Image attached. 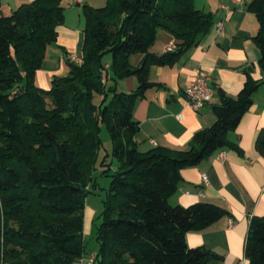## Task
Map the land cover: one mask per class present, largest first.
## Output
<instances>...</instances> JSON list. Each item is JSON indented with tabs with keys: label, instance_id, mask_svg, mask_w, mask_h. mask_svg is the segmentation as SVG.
Here are the masks:
<instances>
[{
	"label": "trees",
	"instance_id": "obj_1",
	"mask_svg": "<svg viewBox=\"0 0 264 264\" xmlns=\"http://www.w3.org/2000/svg\"><path fill=\"white\" fill-rule=\"evenodd\" d=\"M62 0H32L10 14L0 12V264H74L85 253V199L94 172L110 177L91 264H221V253L189 247L185 235L206 228L228 212L213 203L172 205L180 170L216 151L235 148L228 132L252 104L264 79L248 75L235 96L217 90L215 120L196 131L186 149L138 148L132 116L147 89L152 65H172L213 29L210 12L194 0H106L81 4L84 19L81 62L67 59L69 72L48 89L34 84L46 48L64 21ZM257 18L253 40L264 72V0L247 6ZM173 38L172 49L150 51L158 31ZM111 54V58L106 56ZM139 54L138 64L132 55ZM134 76L137 87L117 91ZM105 125L116 166L97 165ZM264 158V129L254 140ZM99 167V168H98ZM248 264H264V215H252L244 242Z\"/></svg>",
	"mask_w": 264,
	"mask_h": 264
},
{
	"label": "crops",
	"instance_id": "obj_2",
	"mask_svg": "<svg viewBox=\"0 0 264 264\" xmlns=\"http://www.w3.org/2000/svg\"><path fill=\"white\" fill-rule=\"evenodd\" d=\"M29 1L32 0H0V12L10 14L21 3ZM250 1L194 0L196 7L213 15L214 24L223 22V32L217 35L213 26L200 44L187 49L172 65L150 67V80L161 85L147 89L132 109L139 125L135 138L141 151L154 146L186 149L194 133L215 120L212 106L218 102L217 90L235 96L248 75L252 80L264 79L258 63L260 51L253 40L258 22L247 8ZM105 2L67 0L64 3L62 0L64 21L57 26V40L47 46L42 65L34 75L37 87L48 89L54 76L69 72L70 56L81 57L84 27L81 4L99 7ZM172 42L171 35L160 30L150 51L164 53ZM140 59L141 55L135 54L130 62L138 64ZM197 68L209 76L212 97L194 110L186 102L184 90L192 83ZM116 86L117 91L130 92L137 87V80L129 76L119 80ZM260 129H264V83L253 92L252 104L236 128L228 132L235 148L223 149L222 158L216 151L198 164L182 168V179L169 198L172 205L189 206L205 201L228 212L206 228L185 235L189 247L203 246L221 253L224 257L221 264H248L244 257L248 222L252 215H264V158L254 147ZM115 166L116 163L111 167ZM203 175L208 178L207 184L202 180Z\"/></svg>",
	"mask_w": 264,
	"mask_h": 264
},
{
	"label": "rangeland",
	"instance_id": "obj_3",
	"mask_svg": "<svg viewBox=\"0 0 264 264\" xmlns=\"http://www.w3.org/2000/svg\"><path fill=\"white\" fill-rule=\"evenodd\" d=\"M66 1L67 0H64V3ZM106 58L110 59L111 54H108ZM99 137L101 140V146L99 148L97 165H99V161L101 159L105 158V162H110L111 166H113L116 160L112 155V142L105 125L101 126L99 130ZM94 177L96 186L90 193L87 194L84 206L83 238L85 242V253L82 257V262L78 261L76 262L77 264H85L87 261L90 262V259L98 249L95 233L102 220L101 214L104 209L103 200L107 194L110 177L106 174H101L100 168L94 172Z\"/></svg>",
	"mask_w": 264,
	"mask_h": 264
},
{
	"label": "built area",
	"instance_id": "obj_4",
	"mask_svg": "<svg viewBox=\"0 0 264 264\" xmlns=\"http://www.w3.org/2000/svg\"><path fill=\"white\" fill-rule=\"evenodd\" d=\"M223 8H226L222 6ZM214 31L217 35L222 34L223 32V22L218 21L214 25ZM172 49V43H170L167 47L166 50H171ZM69 59L73 62L80 63L81 62V57L72 55L69 57ZM212 97V89L209 84V76L207 73L201 69L197 68L195 69V73L193 76L192 83L188 85L185 90H184V98L188 105L192 107L194 110H198L201 108L205 103H207ZM225 155V152L220 150L218 152V157L222 158ZM202 180L204 184L208 183V178L206 175L202 176ZM94 255L90 259V262L92 263ZM82 262V259L80 260ZM89 261H87L85 264H91Z\"/></svg>",
	"mask_w": 264,
	"mask_h": 264
}]
</instances>
